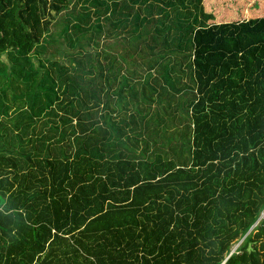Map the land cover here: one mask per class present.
<instances>
[{
    "label": "trees",
    "instance_id": "16d2710c",
    "mask_svg": "<svg viewBox=\"0 0 264 264\" xmlns=\"http://www.w3.org/2000/svg\"><path fill=\"white\" fill-rule=\"evenodd\" d=\"M2 54L0 264H264V0H0Z\"/></svg>",
    "mask_w": 264,
    "mask_h": 264
},
{
    "label": "rangeland",
    "instance_id": "374dc122",
    "mask_svg": "<svg viewBox=\"0 0 264 264\" xmlns=\"http://www.w3.org/2000/svg\"><path fill=\"white\" fill-rule=\"evenodd\" d=\"M62 15H63V14H61V13H59L58 15H54V16H53V19L55 20L54 23L58 22V21L61 19ZM53 19H52V23H53ZM87 42H88V41H87ZM131 42L133 43V40H132V39H131ZM99 43L102 44V45H106L107 47H109V46H111V45L114 43V41L111 40V38L101 37V38L99 39ZM85 47H86V46H85ZM123 47H126V46H125V45H122L121 47H118L119 49L116 50V53H119V52H120V49L122 50ZM109 48H112V47H109ZM46 55H47V54H46ZM57 55H58V53H50V55H48V56H52V57H54V59H57ZM0 61H2V62H8V61H7V58H6V56H5V54H2V55L0 56ZM31 61H32V63L34 64V66L36 67V66H37L36 58L31 57ZM60 62H61V63H62V62H65V60H61V59H60ZM125 64H128V62H125ZM143 66H144V65H142V64L140 63L139 65H137V68L143 70ZM41 72H42V71H41ZM121 81H124V79H123V78L120 79V82H121ZM109 87L112 88V85H109ZM8 93H10V91H8ZM135 93H136L137 95H140L139 91H137V90H135ZM12 94H13V93H10V94H8V95L10 96V95H12ZM138 100H139V99H138ZM141 101L143 102V98H142V97H141ZM143 103H144V102H143ZM122 104H123V103H122ZM141 105H142V104H141ZM116 109H117V112H120V111H121V106H120V104H119L118 102H117ZM138 120H139V119H137V121H138ZM6 121H7V119H6ZM36 127H37V125H36Z\"/></svg>",
    "mask_w": 264,
    "mask_h": 264
},
{
    "label": "crops",
    "instance_id": "0c3cea01",
    "mask_svg": "<svg viewBox=\"0 0 264 264\" xmlns=\"http://www.w3.org/2000/svg\"><path fill=\"white\" fill-rule=\"evenodd\" d=\"M107 11H109V10H103V9H100V13H104V12H107ZM128 146H129V148H131L132 150H134L136 153L137 152H139V149H140V147H137V146H132V145H130V143L128 144Z\"/></svg>",
    "mask_w": 264,
    "mask_h": 264
},
{
    "label": "built area",
    "instance_id": "2783aa9c",
    "mask_svg": "<svg viewBox=\"0 0 264 264\" xmlns=\"http://www.w3.org/2000/svg\"><path fill=\"white\" fill-rule=\"evenodd\" d=\"M263 220L264 221V209L259 213L258 221Z\"/></svg>",
    "mask_w": 264,
    "mask_h": 264
},
{
    "label": "water",
    "instance_id": "95a60500",
    "mask_svg": "<svg viewBox=\"0 0 264 264\" xmlns=\"http://www.w3.org/2000/svg\"><path fill=\"white\" fill-rule=\"evenodd\" d=\"M252 228V227H251ZM239 243H237L233 248H232V250L230 251V253L235 249V247H237V245H238ZM247 249H249V245H247ZM229 253V254H230Z\"/></svg>",
    "mask_w": 264,
    "mask_h": 264
}]
</instances>
